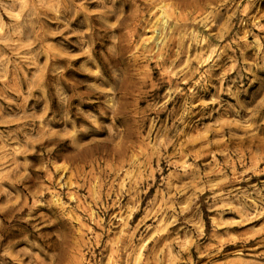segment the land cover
Segmentation results:
<instances>
[{"label": "rangeland", "instance_id": "374dc122", "mask_svg": "<svg viewBox=\"0 0 264 264\" xmlns=\"http://www.w3.org/2000/svg\"><path fill=\"white\" fill-rule=\"evenodd\" d=\"M0 264H264V0H3Z\"/></svg>", "mask_w": 264, "mask_h": 264}, {"label": "clouds", "instance_id": "9594fccd", "mask_svg": "<svg viewBox=\"0 0 264 264\" xmlns=\"http://www.w3.org/2000/svg\"><path fill=\"white\" fill-rule=\"evenodd\" d=\"M15 2V0H13ZM0 6H3V0H0Z\"/></svg>", "mask_w": 264, "mask_h": 264}]
</instances>
